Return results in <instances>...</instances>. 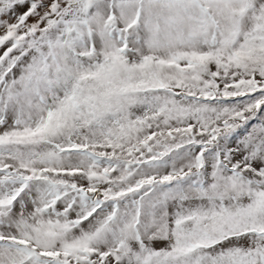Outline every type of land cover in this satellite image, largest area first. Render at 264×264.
Returning <instances> with one entry per match:
<instances>
[{"label":"snow or ice","instance_id":"1","mask_svg":"<svg viewBox=\"0 0 264 264\" xmlns=\"http://www.w3.org/2000/svg\"><path fill=\"white\" fill-rule=\"evenodd\" d=\"M0 264H264V0H0Z\"/></svg>","mask_w":264,"mask_h":264}]
</instances>
